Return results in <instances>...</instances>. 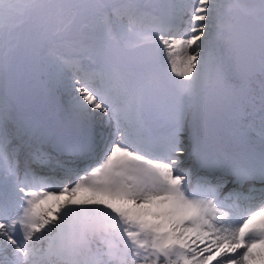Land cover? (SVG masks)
Masks as SVG:
<instances>
[{
    "label": "snow or ice",
    "instance_id": "snow-or-ice-1",
    "mask_svg": "<svg viewBox=\"0 0 264 264\" xmlns=\"http://www.w3.org/2000/svg\"><path fill=\"white\" fill-rule=\"evenodd\" d=\"M0 264H264V0H0Z\"/></svg>",
    "mask_w": 264,
    "mask_h": 264
}]
</instances>
